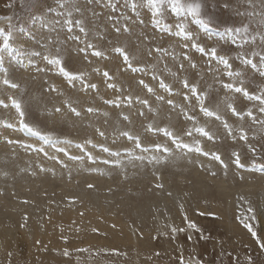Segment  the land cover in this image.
I'll return each instance as SVG.
<instances>
[{"label":"rangeland","instance_id":"374dc122","mask_svg":"<svg viewBox=\"0 0 264 264\" xmlns=\"http://www.w3.org/2000/svg\"><path fill=\"white\" fill-rule=\"evenodd\" d=\"M130 2L131 0L126 6L125 0H118L117 11L112 12L110 7H105L106 0H100V3L93 0L90 4L88 0H77L89 32L87 37L79 33L78 29H74L72 33H68L66 28L59 27L55 31H49L42 28L38 22H29V8L32 12H43L50 20L55 18V12L47 11L49 6L56 7L55 0H11V8L5 7L9 0L3 4L7 10L2 16L13 17L12 23L17 28L25 27L24 33L14 34L13 47L20 41L26 43L25 39L33 43L24 51L37 50L41 56L31 57L32 69L27 63L19 68L12 67L13 70L9 73L7 70H1L0 80L4 79L3 74H8V79L18 85L16 88L12 87L10 96L20 102L28 125L59 141L55 146L59 147L62 144L65 150L68 145L80 142L83 150L87 152L85 145L92 144L95 151L89 155L95 159L88 161L87 157L84 163L88 166L93 162L92 166H96V171L94 168L93 173L83 169L80 174H75L62 162L54 168L56 171L54 176L51 173L47 174V171L44 172L46 173L44 176L40 171L41 167L32 164L35 163L34 158L38 154L22 153L20 146L14 149L9 148L7 144L6 148H0V207L2 209V205L5 206L7 202L8 205L15 204L17 209H11L9 217L3 215L5 212L0 209V224L4 228H11L17 235L23 233L21 230H42L41 232L45 233L43 228L57 213L75 211L87 204L83 196L86 190L85 193L89 195L96 193L102 195L99 201L93 204L95 208H104L118 215L128 225L133 247H120L122 244L119 242L113 247L101 245L99 242L89 243L86 240L87 234L99 240L107 239L108 236L96 229L94 231L84 228L85 223L82 219L84 220L85 214L81 213L83 217H80V224L76 225L78 229L70 228V225H63L64 229L59 226L63 237L56 236L55 241V238L50 239L41 235L34 242L32 239L29 240L30 246L23 238L10 250L0 253V264H9V259L11 264H180L178 257L181 251L178 245H183L186 262L194 257L203 261V264H247L245 257L251 255L254 264H264V252L260 251L251 233L237 219L242 214L251 215L247 211L248 204L245 203V200L249 201L256 209L257 220H249L248 223L264 240V211L261 210L264 207V192H258L264 187V173L237 169L232 163L233 152H238L246 165L255 158L264 157V129L252 119L255 117L256 121L264 120V113L259 111L261 107L259 100H248L242 94L223 87L224 83L229 82L240 86L239 81L242 79L244 87L252 95L259 96L264 92V77L241 61V57H244L258 63L260 55H264V41L260 39L264 34V27L260 26L264 0H199L203 5L202 16L210 17L214 26L221 31L225 25L240 26L245 23L250 25L247 42L242 43L237 37L235 44L215 33H207L193 22L191 17H177L170 9L165 10L161 17L162 23L157 26L153 23L148 8H138L137 17L130 7ZM225 3L228 4L227 8L224 7ZM121 13L128 19L122 18ZM110 15L113 16L112 20L108 19ZM74 17L81 18L79 13H74ZM179 23H184L186 30L191 33L189 39L176 35L179 30L176 25ZM164 24L170 25L171 31L162 30ZM2 25L6 27V22ZM125 25L128 31H123ZM116 27H120L121 31L117 32ZM76 35L80 36L79 41L70 38ZM252 37H255V40ZM87 43L93 44L94 48H86ZM192 43H200L206 48L216 47L218 54L229 59L232 69H225L218 61L198 52L191 47ZM185 44L189 46L185 47ZM117 47L128 53L132 58L133 67L143 70L133 72L129 69L123 56L115 51ZM158 47L166 49L168 54L156 52ZM81 48L85 51L81 52ZM97 50L103 52V56L93 55ZM44 56H59L66 70L74 74H83V81L69 82L58 70H52V66L44 59L46 66L38 60ZM185 56L188 59H185ZM192 64L196 66L192 67ZM27 69L31 72H27ZM229 70L242 71L243 76L230 78L227 76ZM105 71L109 73L111 79L107 77V80L104 79L102 75ZM141 80L143 84L140 83ZM160 80L169 85L171 90L161 88ZM184 80L197 87L196 94H192L189 88L184 86ZM86 84H95L97 87H85ZM109 84L115 87L111 88ZM149 87L153 91L149 92ZM204 93L207 94L205 106L217 111L234 130L242 127L248 134L247 142L238 138L234 140L227 135L222 121L204 115L197 100V96ZM4 94L7 95L5 91ZM111 97H116L117 103H107ZM144 100L148 103L140 102ZM169 100L173 103L169 104ZM228 103H232L241 112L243 119L233 115L227 107ZM71 108H75L80 115L72 112ZM89 108L93 111L89 112ZM249 110L252 116L247 115ZM0 114L9 116L3 112ZM124 116L129 119L125 120ZM7 118H4V122L8 120ZM197 127H204L215 139L209 140L202 136L195 131ZM163 129H167L184 143L195 145L199 141L203 151L219 154L228 164L227 174L223 165L213 160L210 155L189 153L186 149L185 154H182L172 143V137L166 136ZM123 132L139 137L142 147L152 149L156 144L166 145L173 149V153L184 156V159L187 155L195 159H190V163L188 160L181 163L182 158H176L174 163L171 156L167 164L148 165L145 162L140 168H134L130 163H125L119 170L107 169L111 164H105L103 161L113 158L109 152L104 151V148L110 151L113 149L112 152L119 151L126 158L129 148H133L136 155L141 154V150L133 146L135 145L133 140L121 135ZM189 132L191 135H188ZM253 148L256 150L255 153L252 151ZM22 155L30 158V161L23 159ZM200 158L210 161L206 167L203 163L196 162V159ZM127 160L129 159L125 161ZM23 161L27 164L22 165ZM64 162L72 161L68 159ZM257 162L261 161L257 159ZM33 166H37L35 169L40 173L36 172ZM20 167L23 169H19ZM213 172L215 176L212 175ZM89 174L93 177L94 175L102 177V180L101 178L98 180H104L102 185L105 182L108 185L98 188L96 181L88 182ZM157 176L160 177L159 180L156 179ZM217 182L229 189L230 198H226L225 192L219 189ZM157 183H162L164 187L156 188ZM65 184H70L71 187L68 188ZM90 184L93 187L89 188ZM64 186H67L66 189ZM247 186L250 188L248 192L243 189ZM168 192L172 195H167ZM226 192L228 193V190ZM173 196H178L175 197L177 199L174 198L178 204L174 203ZM239 197H244L245 200H240ZM162 199L164 202L157 205L156 202ZM145 201L153 207L152 211L138 213L137 207L143 205ZM180 204L184 205L189 220L196 223L204 235L210 237L209 239H200V234L190 229L176 233V238L172 239L171 229L164 225L187 228L179 210ZM162 216L168 220H162ZM230 223L236 225L240 232H233L229 227ZM22 224L24 227H21ZM72 229L74 230L70 231ZM189 235H192V240L188 239ZM136 241L141 244H137ZM145 243L148 245L147 248L137 247ZM65 248L69 250L68 256L63 255ZM9 252L12 253L10 258Z\"/></svg>","mask_w":264,"mask_h":264},{"label":"snow or ice","instance_id":"6c2138e0","mask_svg":"<svg viewBox=\"0 0 264 264\" xmlns=\"http://www.w3.org/2000/svg\"><path fill=\"white\" fill-rule=\"evenodd\" d=\"M96 3H100V0H95ZM88 3H93V0H88ZM56 7L53 8L49 6L47 8L48 12H55L56 16L53 19H48V17L43 12H32L31 8H29L30 16H29V22L30 23H39L42 28H47L49 31H55L57 27L59 28H66L68 33H72L74 29H78L79 33L83 34L84 37H87L89 32L88 29L85 26V20L83 19V11L81 6L77 3V0H55ZM125 5H129V0H125ZM118 6V0L117 2H114V0H106L105 7H110L112 12L117 11ZM7 8L12 7L11 0H9V3L5 5ZM130 7L134 13H136L137 17H139V12L137 11L138 8L146 7L150 10L152 21L155 25L160 26L162 21L161 17L164 15V12L166 9H170L172 13H174L177 17H191L192 21L198 24L202 29H204L207 33L212 34L215 33L217 36H220L221 38L229 39L233 44L237 43V37L240 38V41L242 43L247 42V36L249 33L250 25L245 23L240 26L235 25H225L222 29V31L214 26L213 20L209 18H204L202 16V8L203 5L199 0H131ZM224 7L227 8L228 4L225 3ZM74 13H79L81 18H75ZM239 14V13H238ZM249 15H253L252 13H249ZM121 17L124 19H128V17H124L123 13H121ZM108 19L112 20L113 16H109ZM13 17L11 16H0V21L6 22V27L0 26V52H11L15 54V57L19 63H23L22 57L27 56L28 63H32L31 57L40 56L41 53L38 51H32V52H24L20 50L19 48L13 47L12 41L14 34L24 33L25 27L21 26L17 28L15 24L12 23ZM143 21H141L142 23ZM118 23V21H117ZM260 26L264 27V13L261 14V20H260ZM176 27L179 29L176 32V35L178 36H184L186 39H189L191 37V33H189L186 30V27L184 23H179L176 25ZM115 30L117 32L121 31L120 27H116ZM127 25L123 27V31H128ZM166 31H171V26L168 24L163 25V29ZM71 39L80 40V36L76 35L74 37H70ZM253 40H255V37H252ZM261 41H264V34L260 36ZM37 43H40V41H37ZM188 44H185V47H188ZM191 47L196 49L198 52L209 56L211 59H214L218 61L220 64L224 66L225 69H232V64L229 62V59L226 58L225 55L218 54V49L216 47H210L206 48L205 46L201 45L200 43H192ZM86 48H94V45L91 43L86 44ZM81 52L85 51L84 48L80 49ZM116 52L120 53L123 56V60L126 63L127 67L131 69L133 72L136 71H142L143 69L133 67L132 58L128 55V53L121 47H117L115 49ZM156 52H162L165 55H167V50L162 48H156ZM93 55L95 56H103V52L101 51H94ZM253 55H257V53H253ZM44 60L48 62L49 65H54L57 67L58 71L66 77L69 82H73L76 80L83 81L84 76L82 73L80 74H74L72 72H69L64 67L63 61L59 56H44ZM185 59H188L187 56H185ZM242 64L244 65H250L253 70H255L257 73H259L260 76L264 77V55H260L258 63H254L252 59H247L244 57H241ZM192 67H195V64L191 65ZM183 65H181V68ZM103 75L109 79L111 77L109 76V73L105 71ZM227 76L233 79L239 78L243 76L242 71H227ZM156 78L155 76L153 77ZM4 84L10 85L13 88L18 87L17 84L12 83L9 79L5 78L3 81ZM141 84L144 82L141 80ZM160 87L171 90L170 86L164 83L163 80L159 81ZM183 84L186 88H189L190 92L192 94H196L198 89L195 85H190L187 80L183 81ZM240 86H236L234 83H224L223 87L227 90L234 91L235 93L242 94L245 98L248 100H259L261 107L259 108V111L261 113H264V92L261 93L259 96L252 95L246 87H244V81L241 79L239 81ZM85 87L90 88H96L97 86L95 84H86ZM111 88H114L115 85L109 84L108 85ZM147 87V86H146ZM148 91H153L150 87L148 88ZM187 98V97H186ZM129 102H131V98L129 97ZM158 99H163V97H158ZM207 99V94H201L197 96V100L200 105V110L204 113L207 117H215L216 120L222 121L223 128L226 130L227 135L232 137L234 140L239 139L242 141L247 142L248 141V134L247 132L241 127L239 129H233V127L227 122V120L223 119V117L217 112L211 110L209 107L205 106V100ZM143 104H147L148 102L146 100L140 101ZM0 103H3L0 101ZM107 103H114V101H107ZM169 104H172L173 102L171 100L168 101ZM12 105L15 107L16 111L19 113L20 116V126L27 132L31 133L34 136L39 137L45 144H52L55 146L59 141L53 139V137L49 134H42L38 129H35L25 123L24 121V111L21 107V104L16 99H12ZM228 109L231 110L233 115L240 117L243 119V115L241 112L237 110V108L232 104H227ZM59 111L60 109H56ZM71 111L74 112L76 115H80V113L75 109L71 108ZM89 112H92L93 109L89 108ZM248 116H252L251 110L247 112ZM125 120H128L129 118L127 116L123 117ZM253 122H258L262 129H264V120L256 121L255 117H252ZM8 127H12L13 125L8 124ZM166 136L172 137V143L175 144L176 149H178L182 154L184 153V150L186 149L187 152H196L201 153L204 156H211V158L215 161H219L221 165H223V168L225 169V174H227L228 164L224 162V160L221 158L219 154L216 153H209L203 151V148L200 146L199 141L196 142L195 145L187 144L182 142L178 137L173 136L171 132H169L167 129H163ZM196 132L200 133L202 136L207 137L209 140L215 139L214 135L207 131L204 127H197L195 129ZM103 135V133H100ZM121 135L127 137L129 140H133L135 147L139 148L141 150L140 155H136L133 151H127V156L129 159V162L135 167L136 162H139L141 165L145 164V162L148 165H161V164H167L169 163V157L173 156V149L161 144H156L153 146L152 149L149 147H142L139 137H134L128 132H123ZM188 135H191V132L188 133ZM12 141H9L11 143ZM64 143H71V141H64ZM27 147H31L28 145ZM59 151H64V149H58ZM37 151L43 152L44 149L40 148L37 149ZM105 152H109V155L113 157L112 160H104L103 163L105 164H113L116 167H123V161L121 160V153L119 151L112 152L109 149L105 148ZM150 151H153L152 155H146V153H149ZM253 153H255V149H252ZM67 155V153H65ZM45 155L47 153L45 152ZM232 156L234 159L232 160V163L236 166L237 169H247L249 171H261L264 172V157H258L253 159L250 164L246 165L242 162L241 156L238 152H233ZM50 159H57V157L52 156L49 157ZM73 160H82V157H71ZM89 160H93L94 158L89 155ZM257 159H259L261 162H257ZM66 167V165H65ZM41 171H53V175H55L54 170L51 169H44L41 167ZM213 176L216 174L213 172ZM127 175L125 174V179H127ZM242 178V177H241ZM157 180L160 179L159 176L156 177ZM156 188L162 189L164 186L162 183H157ZM89 188L93 187V185H88ZM167 195L171 196L172 193L168 192ZM187 195V193H185ZM240 200H245L244 197H239ZM24 203H28V201H24ZM245 203L248 204V213H251V215H243L240 217H237V219L240 221V223L248 230V232L251 233L253 239L255 240L256 244L259 246V249L261 252H264V240H262L255 230V228L248 223L249 220L256 221V209L251 205V203L247 200H245ZM180 213L183 215V219L187 224V228L183 227H174L171 224H166L164 227L170 228L172 233V239L176 238V233L179 232H185L187 230H194L196 233L200 234V239L207 240L210 237L204 235L203 230L197 226L196 223L189 220L187 214L185 213L184 205H179ZM262 211H264V207L261 208ZM200 215H214V213H200ZM27 220V217H25V221ZM21 227H24L22 224ZM115 227V226H114ZM95 231V229H93ZM164 235H167V233H163ZM192 235L188 236L189 240H192ZM67 239V238H65ZM39 243V241H37ZM245 247H248V245H245ZM178 248L181 251V255L178 257L180 260V264H203V261L196 259L194 257L190 258L187 262L184 259L183 256V245H178ZM77 251H86V249H77ZM194 251V249H193ZM64 256L69 255V250L67 248L63 251ZM159 255V253H157ZM223 255V253H221ZM9 258L12 256V253H8ZM245 259L247 260V264H254L253 258L251 255H246ZM9 264H11V260L9 259Z\"/></svg>","mask_w":264,"mask_h":264},{"label":"bare ground","instance_id":"6f19581e","mask_svg":"<svg viewBox=\"0 0 264 264\" xmlns=\"http://www.w3.org/2000/svg\"><path fill=\"white\" fill-rule=\"evenodd\" d=\"M5 2H7V0H0V16H2V13H4L7 9L3 7V4H5ZM5 22H0V26H3L2 24H4ZM40 29V28H39ZM52 34V33H51ZM32 40V39H31ZM18 41V40H16ZM24 41L26 43H24L23 41L21 42H17V46L15 48H19L20 50L24 51V49L26 47H29L30 44L32 43H29L27 40L24 39ZM12 44H13V41H12ZM26 50V49H25ZM28 51V50H27ZM37 51V50H36ZM25 52V51H24ZM39 52V51H38ZM42 52V51H41ZM45 54V53H44ZM42 54V55H44ZM41 56V55H40ZM23 59V63H19L15 57V54L14 53H11V52H0V71L1 70H7L8 73L10 72V70H13L12 67H21L23 66L24 64L26 65L28 63V58L25 57H22ZM34 59V58H33ZM40 62L45 65L46 63L43 61V58L39 59ZM46 61V60H45ZM40 62H38L40 64ZM47 62V61H46ZM35 63V61H34ZM16 64V65H15ZM29 65V68H31L32 65L30 63H28ZM42 65V66H43ZM41 66V65H40ZM46 66V65H45ZM52 66V70L54 71H57V67L54 66V65H51ZM32 69V68H31ZM30 69V70H31ZM19 70V69H18ZM101 70V69H100ZM25 71V69L23 70ZM27 72H29V69H27ZM31 72V71H30ZM29 72V73H30ZM101 72V71H100ZM8 74L4 75V79L7 78ZM103 77H105L104 75H102ZM102 77V78H103ZM56 78V76H55ZM2 79V78H1ZM4 79L0 80V101H2L3 103H0V112H3L5 115H9V116H14V117H9V116H4L2 114V117H3V120L0 119V148H6V145L9 146V148H18V146H20L19 148L22 151V153H25V152H33V153H36L38 155H35V163H32V164H37L38 167H45L46 169H51V170H54L55 171V167L60 165L62 162V164H65V165H68L69 166V169L70 171H73L75 174H80V172L85 169V170H88V171H92V169L94 168V170L96 171V166L93 167V162H90L87 166V164H85V159L87 157H89V153L92 154V152H94L95 150H93V146L92 144H90L91 146L89 145H85V148L88 149L86 150L87 152H85V150H83V145L82 144H76V145H68L67 149H65L63 152H60L58 149L62 148L63 149V145L61 144L59 147L57 146H53L52 144H45L40 138H34L32 136H28L25 132H22L20 129H21V126H20V116L19 113L16 111L15 107L12 105V98L10 96L11 94V90H12V87L10 85H7V84H4L3 81ZM106 79V77L104 78ZM67 80V78H66ZM107 80V79H106ZM105 82V80H104ZM73 86V85H72ZM4 91L7 93V95L4 94ZM116 95V94H115ZM167 95V94H166ZM18 97V95H16ZM165 97V96H164ZM19 98V97H18ZM11 99V100H10ZM109 99V98H108ZM111 100L110 101H114L115 103L116 102V97H111L110 98ZM22 107V106H21ZM170 109V108H169ZM8 117V118H7ZM4 118H7L8 120L6 122ZM27 120V119H26ZM25 118H24V121L25 123H27L28 121H26ZM8 124H11L13 125L12 127H8L7 125ZM133 135V134H132ZM134 136V135H133ZM9 141H12L11 143H9ZM85 142H89V141H85ZM114 142V141H113ZM84 144V142H83ZM28 145H30L31 147H27ZM65 145V146H67ZM133 145V143H132ZM97 145H94V147H96ZM101 146V145H100ZM99 146V147H100ZM135 146V145H133ZM114 147V146H113ZM34 148V149H33ZM37 148L40 149V148H43L44 151L41 152V151H37ZM176 148V147H175ZM8 149V148H7ZM105 149V148H104ZM130 151H134L133 148H129ZM103 150V149H102ZM101 150V151H102ZM113 150V149H112ZM111 150V151H112ZM45 152L47 153V155H45ZM209 152V151H207ZM67 153V155L65 154ZM185 153V151H184ZM153 154V151H150L149 153H146V155H152ZM140 155V154H139ZM23 156V155H22ZM52 156H55L57 157V159H50L49 157H52ZM82 157L83 159L82 160H73L71 159V157ZM106 156V155H104ZM108 156V155H107ZM106 156V157H107ZM122 156V155H121ZM181 154L179 153H174L173 154V162L175 163V159L176 158H182V162L181 163H184L186 160H188V162L190 163V159H195V158H192L191 155H187L185 156V159H184V156H182ZM97 158V157H96ZM113 158V157H112ZM128 158V157H127ZM126 157L122 156L121 157V160L123 161V166L125 163H130L129 160L125 161L127 159ZM23 159H28L30 161V158H27L25 156H23ZM71 160L72 162H64V160ZM95 159V157H94ZM103 159V158H102ZM88 160V159H87ZM104 160V159H103ZM112 160V159H111ZM33 161V160H32ZM88 161H91V160H88ZM85 162V163H84ZM98 162V161H97ZM196 162H200V163H203L204 167H206L207 163L210 162V161H207L206 159L204 158H200V159H196ZM22 165H26V161H23L21 163ZM131 164V163H130ZM90 165V166H89ZM132 165V164H131ZM199 165V163H198ZM31 166V165H30ZM36 166V167H37ZM63 166V165H62ZM133 166V165H132ZM23 167V166H22ZM22 167H20L19 169H23ZM28 167V166H27ZM35 166H33V169L36 168ZM134 167V166H133ZM141 167V164L139 162H136V166L134 168H140ZM25 168V166H24ZM62 168V167H61ZM123 168V167H122ZM186 168H190V167H186ZM29 169V168H28ZM32 169V170H33ZM59 171H60V167H58ZM68 169V170H69ZM107 169H121L120 167H116L114 166L113 164H111ZM36 170V169H35ZM98 170H100L101 172V169L98 168ZM112 170H109V172H111ZM34 171V170H33ZM41 171V170H40ZM58 171V172H59ZM123 171V170H122ZM36 172L40 173L39 171L36 170ZM45 171H41V173ZM57 172V173H58ZM255 173H260V171H254ZM47 174L48 173H51V175L53 174V171H47L46 172ZM45 173V174H46ZM56 173V171H55ZM84 173V172H83ZM82 173V174H83ZM93 173V171H92ZM264 173V172H262ZM44 174V176H46ZM60 174V173H59ZM43 177V175H41ZM54 176V175H53ZM90 178L87 177L88 179V182H94L96 181V185L98 188H103L104 186L108 185V183H104V185H102L103 181L102 180V177L100 176H96L94 175H91L89 174ZM104 176V175H103ZM98 178L101 180H98ZM108 182V181H107ZM218 184V187L219 189H222L224 192H225V195H226V198H230V191L229 189L227 188H224V186H222L219 182H217ZM62 185V184H61ZM65 185H68V184H65ZM62 189L63 186H61ZM65 187V186H64ZM67 187V186H66ZM65 187V189H66ZM71 187L70 184L68 185V188ZM228 187V186H227ZM254 189L257 190V188L255 187H252ZM251 188V189H252ZM245 191L249 190V186L247 187H244L243 188ZM203 190V189H202ZM218 190V189H217ZM228 190V193L226 192ZM253 190V189H252ZM255 190V191H256ZM83 191H84V188H83ZM200 191V190H199ZM261 191V192H264V187H261L258 192ZM65 192H67L65 190ZM86 192V190H85ZM83 194V196L85 197V201L87 204H84L83 207L81 208H78L77 210L75 211H72V210H66V211H61L60 213L61 214H58L53 216L52 219H50L49 223L47 222V226L45 228H43V230L45 229V233H42L40 230L39 231H36V230H33V231H23L21 229H18L21 230L23 233L22 234H15L14 231H12L11 228H4L1 224H0V253H3L4 251H8L10 250L15 243H19L21 239H25L29 242V246H30V241L29 240H33V242L35 240H38L39 237L42 235V236H47L48 238L50 239H54L55 241L57 240L56 236H62L61 235V229L59 226H61L62 229H64L65 227H62L63 225L67 226V225H70V228H74V227H77L76 225L80 224L79 221L81 220V216L83 214H85L84 216V220L82 219V221H84L85 225L83 224V227L86 228V229H96L97 231L99 232H102V233H105V235L107 234L108 238L107 239H96L94 237H92L90 234H86L88 235L86 238L87 241H89V243H93V242H99L102 244H106L107 246H110V247H113V245L115 246V243L119 242L121 243L122 245H120V247H133V244L131 245L132 243V238L129 234V231H128V225L122 220L121 217H119L118 215L114 214V213H111L109 211H107L106 209L104 208H100V209H97L93 206V204L97 201H99L98 199L102 196L101 194L98 195V193L96 194H93V195H89L88 193H85ZM248 192V191H247ZM263 194V193H261ZM101 195V196H100ZM174 195V193H173ZM177 195V194H176ZM81 196H82V193H81ZM179 196V195H178ZM178 196H173L172 199L174 200V203L178 204V202H176L175 197H178ZM69 197V195H68ZM175 198V199H174ZM263 198V197H262ZM82 199V198H81ZM84 200V199H83ZM4 202V201H2ZM161 202H164V199H162L161 201H157L156 204L158 205V203L161 205ZM3 203H1L2 205ZM263 205V204H262ZM11 206V207H10ZM16 208V205H8L7 202H6V205L4 206V204L2 205V209L3 211L5 212L3 215H7L9 217V215L12 213V210L11 209H15ZM152 206L150 207V205L148 204L147 201H145V203L143 205H140V207H137V212L138 213H143L144 211H152ZM1 209V207H0ZM1 209V210H2ZM17 209V208H16ZM1 210H0V214H1ZM215 211H217L216 208H214ZM2 211V213H3ZM17 212V211H16ZM15 212V213H16ZM28 212V211H27ZM9 214V215H8ZM13 215H16V214H13ZM160 215V214H159ZM161 216V215H160ZM51 217V216H50ZM83 217V216H82ZM162 220H165L166 218L163 219V216L161 217ZM168 220V219H166ZM81 221V222H82ZM45 225V224H44ZM20 226V225H19ZM82 226V225H81ZM115 226V227H114ZM80 227V226H79ZM233 232H240V229L236 227V225H234L233 223H230V226H229ZM82 228V227H81ZM24 229V228H23ZM78 229V227L76 228ZM83 229V228H82ZM66 230V229H65ZM74 229L70 230V231H73ZM80 231V230H79ZM78 232V231H77ZM75 232V233H77ZM84 232V231H83ZM63 233H66L65 231H63ZM80 234V233H79ZM82 234V233H81ZM264 234V233H263ZM69 235V234H68ZM84 235V234H83ZM91 236V237H90ZM63 237V236H62ZM79 237V236H78ZM85 236H83L82 238L84 239ZM45 239V238H44ZM62 240V239H61ZM53 241V240H52ZM50 241V242H52ZM85 241V240H84ZM102 241V242H101ZM32 242V243H33ZM54 242V241H53ZM59 244V242H57ZM98 243V244H99ZM137 244H141L139 241H136ZM36 244V243H35ZM33 245V244H32ZM105 245V246H106ZM119 245V244H117ZM137 245V247H141V248H147L148 245L143 244L141 246ZM106 246V247H107ZM128 247V248H129ZM16 248V247H15Z\"/></svg>","mask_w":264,"mask_h":264}]
</instances>
